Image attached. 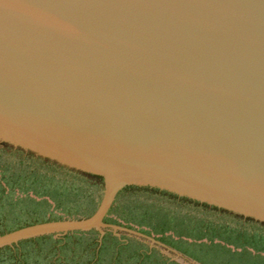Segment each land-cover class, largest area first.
Listing matches in <instances>:
<instances>
[{
  "label": "water",
  "instance_id": "water-1",
  "mask_svg": "<svg viewBox=\"0 0 264 264\" xmlns=\"http://www.w3.org/2000/svg\"><path fill=\"white\" fill-rule=\"evenodd\" d=\"M0 166L98 201L0 248L96 232L264 264V0H0Z\"/></svg>",
  "mask_w": 264,
  "mask_h": 264
},
{
  "label": "rangeland",
  "instance_id": "rangeland-1",
  "mask_svg": "<svg viewBox=\"0 0 264 264\" xmlns=\"http://www.w3.org/2000/svg\"><path fill=\"white\" fill-rule=\"evenodd\" d=\"M97 208L96 197L86 187L0 166V235L36 223L93 213ZM29 239L32 241L18 244L26 264H173L122 239L106 234L100 237L96 232ZM12 254L0 250V264H15Z\"/></svg>",
  "mask_w": 264,
  "mask_h": 264
},
{
  "label": "trees",
  "instance_id": "trees-1",
  "mask_svg": "<svg viewBox=\"0 0 264 264\" xmlns=\"http://www.w3.org/2000/svg\"><path fill=\"white\" fill-rule=\"evenodd\" d=\"M31 241H32V239L24 240V241H20L18 244L31 242ZM18 244L13 246L12 248H11V246H4L3 248H0V250H2V249L8 250L10 252V254H12V252H13V254L11 255L12 261L13 262L15 261V264H24L25 261L22 260V259H24L23 251H22V249H20V246Z\"/></svg>",
  "mask_w": 264,
  "mask_h": 264
}]
</instances>
